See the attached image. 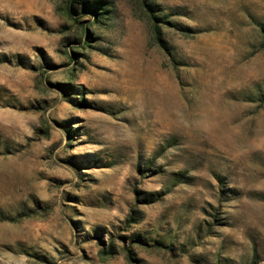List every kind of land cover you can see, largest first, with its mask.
I'll return each mask as SVG.
<instances>
[{
  "label": "rangeland",
  "instance_id": "1",
  "mask_svg": "<svg viewBox=\"0 0 264 264\" xmlns=\"http://www.w3.org/2000/svg\"><path fill=\"white\" fill-rule=\"evenodd\" d=\"M78 2L0 0V264H264V0Z\"/></svg>",
  "mask_w": 264,
  "mask_h": 264
},
{
  "label": "trees",
  "instance_id": "2",
  "mask_svg": "<svg viewBox=\"0 0 264 264\" xmlns=\"http://www.w3.org/2000/svg\"><path fill=\"white\" fill-rule=\"evenodd\" d=\"M70 5H69V13L75 14L76 13V6L75 4H79L78 0H69ZM86 9L91 11L95 16H101L104 14L101 10L104 9L103 7L99 8V6H89L86 5ZM138 221L134 219V217H131L128 221V225L131 226L133 224H137Z\"/></svg>",
  "mask_w": 264,
  "mask_h": 264
}]
</instances>
